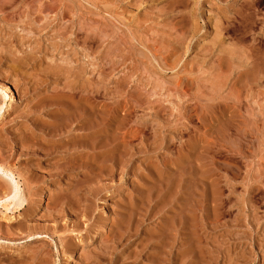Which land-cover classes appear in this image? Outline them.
<instances>
[{"label":"rangeland","instance_id":"1","mask_svg":"<svg viewBox=\"0 0 264 264\" xmlns=\"http://www.w3.org/2000/svg\"><path fill=\"white\" fill-rule=\"evenodd\" d=\"M62 87L93 166L39 153ZM0 104V264H264V0H0Z\"/></svg>","mask_w":264,"mask_h":264},{"label":"bare ground","instance_id":"2","mask_svg":"<svg viewBox=\"0 0 264 264\" xmlns=\"http://www.w3.org/2000/svg\"><path fill=\"white\" fill-rule=\"evenodd\" d=\"M40 16H41V14H39ZM40 16H38V17H40ZM45 16H46V14H45ZM35 19H36V17H34ZM33 18V19H34ZM22 19V18H21ZM25 20V19H24ZM23 20V21H24ZM21 21V20H20ZM22 21V22H23ZM38 21V20H37ZM18 22V21H17ZM7 23V22H6ZM19 23V22H18ZM31 23V22H30ZM15 24V23H14ZM26 24V23H25ZM20 25H22V24H20ZM28 25V24H27ZM29 26V25H28ZM33 26V25H32ZM32 28V27H31ZM93 37V36H92ZM31 47V46H30ZM34 48V47H33ZM32 56V55H31ZM33 58V57H32ZM23 59V58H22ZM21 61V60H20ZM19 63V62H18ZM64 63V62H63ZM22 64V63H21ZM60 65V64H59ZM52 69V68H51ZM46 70V69H45ZM48 71H49V69H47ZM52 70H54V72H55V69H52ZM60 70V69H59ZM58 70V71H59ZM44 71V70H43ZM48 71H46L47 73H48ZM58 71H56V72H58ZM54 72H51L50 74H52V75H58V73H54ZM64 72V71H63ZM65 75H67V74H65ZM75 76V75H74ZM58 77V76H57ZM65 77V76H64ZM67 77V76H66ZM59 78V77H58ZM74 78V77H73ZM56 79V78H55ZM42 80V79H41ZM68 80V79H67ZM57 81V80H56ZM40 82V81H39ZM67 82V81H66ZM26 83V82H25ZM32 83V82H31ZM68 84V83H67ZM30 85V84H29ZM59 85V84H58ZM27 86V85H26ZM34 86V85H33ZM64 86V85H63ZM70 86H71V84L70 85H66V83H65V86H64V88L66 89L67 87H69L70 88ZM74 86V85H73ZM31 87V86H30ZM72 87V86H71ZM78 87V86H77ZM40 88V87H39ZM51 88V87H50ZM54 89L56 88V87H53ZM52 88V89H53ZM64 88L62 87V89H59L60 91H63L64 90ZM72 88H74V87H72ZM71 88V89H72ZM35 89V88H34ZM51 89V90H52ZM95 89V88H94ZM58 89H55L54 91H57ZM68 90V89H67ZM73 90L74 89H72V90H70V91H72V95H73ZM28 91V89L26 90V92ZM60 91H58L57 93L56 92H52L53 94H49L48 96L49 97H47V96H40V100L38 99V97L39 96H37V99L35 98V100H34V102H35V105H33V106H35V108L36 109H40V107H41V105H42V102H46V104L47 105H49L50 107L51 106H54L55 108L54 109H52L51 111L50 110H47L48 112H47V118H49L48 119V125H49V127H48V132L46 133L45 131L43 132V134H46V135H51V138H47L46 139V141L48 142V143H50V144H52L53 146H51V145H49V147L51 148L50 150L49 149H45V151L46 152H41V151H39V153H41L43 156H58L60 159H58V161H63V160H69V163H70V165H71V162H74V161H76V162H74V163H72V164H75V163H77L78 164V162L79 161H81L80 159H82L83 157H84V155L86 156V154H85V152L87 153V152H89V157L88 158H90V163H91V165L90 166H93V165H95V164H97V161H99L98 159H99V157H101V155H102V153H101V151H100V148L102 147L101 145H100V142H101V140H102V136L104 135V134H106L105 132H106V130H103L101 127H99L98 126V124H97V120H96V116L94 117H92L93 118V120H92V118H91V120H92V122L91 123H87V120H89L90 119V117L92 116H90L89 118H88V116H86L84 113H82V112H80V111H75V109L73 110L72 108H70V106H69V103H67L68 101H69V99H71V97H69L68 96V94H66V90H64V94L63 93H60ZM69 91V90H68ZM26 92H24V93H26ZM74 92H75V90H74ZM69 93V92H68ZM71 93V92H70ZM75 94V93H74ZM41 95V94H40ZM68 97H67V96ZM6 98L7 96L6 95H4L3 96V98ZM25 97V96H24ZM41 97H47V98H42L41 99ZM67 98H69V99H67ZM73 99V98H72ZM5 100V99H4ZM33 100V99H32ZM37 100V101H36ZM5 103V102H4ZM73 103V102H72ZM46 104H44L43 103V105H42V108L44 109L45 107L44 106H47ZM1 105V104H0ZM31 105H32V103H31ZM73 105H74V103H73ZM3 106L4 105H1L0 106V114H2L1 113V111L3 110ZM72 107V106H71ZM41 108V109H42ZM48 108V107H47ZM77 108V107H76ZM30 109V108H29ZM25 112V111H24ZM91 112V111H90ZM26 113V112H25ZM93 113V115H94V113L95 112H92ZM97 115V114H96ZM45 121H47V120H45ZM73 121H76L77 122V131H73V128L71 127V123L73 122ZM41 122V121H40ZM42 125V124H41ZM35 126V125H34ZM46 127H47V125H46ZM26 134V133H25ZM31 137V136H30ZM50 137V136H49ZM104 137V136H103ZM15 138V137H14ZM32 138V137H31ZM23 139V138H22ZM29 139V138H28ZM16 140V139H15ZM128 140H129V138H128ZM30 141V140H29ZM4 142V141H3ZM26 142V141H25ZM24 142V143H25ZM27 142H28V140H27ZM31 142V141H30ZM29 142V143H30ZM27 144V143H26ZM32 144H34L33 142H32ZM32 144H30L31 146H32ZM23 144L20 142V145L18 146H15V148H17V150L18 149H22V148H24V147H27L28 148V146H25L24 145V147L22 146ZM43 145H44V143H43ZM45 146V145H44ZM34 147V146H33ZM43 147V146H42ZM46 147L47 148H49L48 146H47V144H46ZM125 147V146H124ZM13 148V147H12ZM35 148V147H34ZM33 148V149H34ZM45 148V147H44ZM43 149V148H42ZM127 149H128V147H127ZM35 150V149H34ZM30 151V149H29V152H31V154L33 153L34 154V152L35 151ZM111 150V149H110ZM113 150V149H112ZM22 151V150H21ZM20 151V152H21ZM25 151V150H24ZM38 151V150H37ZM42 151H44V149L42 150ZM128 151V150H127ZM25 153H27V152H25ZM36 153H38V152H36ZM38 153V154H39ZM111 153H114L113 151L111 152ZM110 153V154H111ZM123 153V152H122ZM130 153V152H129ZM27 154H29V153H27ZM6 157V156H5ZM112 157V156H111ZM123 157H124V155H123ZM105 158V157H104ZM68 160H67V162H68ZM77 160H78V162H77ZM57 161V162H58ZM86 161V160H85ZM2 162V161H1ZM56 162V163H57ZM64 162V161H63ZM88 162V161H87ZM86 162V163H87ZM108 162V161H107ZM118 162V161H117ZM83 163H84V161H83ZM90 163H88V164H90ZM121 163V162H120ZM4 164H5V162H4ZM53 164V163H52ZM127 164V163H126ZM84 165V164H83ZM97 166V165H96ZM100 166V165H99ZM118 166V165H117ZM65 167V166H64ZM73 167V166H72ZM103 167V166H102ZM108 167V166H107ZM76 168H78V167H76ZM89 168V167H88ZM97 168V167H96ZM109 168V167H108ZM118 168V167H117ZM37 169V168H36ZM56 170H55V175H62L67 169L69 170V168H68V166H67V168L65 167V168H61L60 167V169H59V166H58V168H57V165H56V168H55ZM73 169V168H72ZM103 169V168H102ZM112 169V168H111ZM111 169H109V170H111ZM74 170V169H73ZM101 170V169H100ZM99 170V171H100ZM105 170V169H104ZM35 171V170H34ZM91 171V170H90ZM107 171V170H106ZM112 171V170H111ZM1 172H3V173H5V174H9V175H14V171H13V168H11L10 167V165L8 166V164H7V166H3L1 163H0V173ZM31 172V171H30ZM33 172V171H32ZM31 172V173H32ZM54 172V171H53ZM35 173V172H34ZM34 173H33V175H34ZM78 173V172H77ZM99 173V172H98ZM112 173H114V172H112ZM16 174V173H15ZM18 176H19V178L21 177L19 174H17ZM104 175V174H103ZM52 176V175H51ZM109 177V176H108ZM33 178V177H32ZM47 178V177H46ZM89 178H91V177H89ZM101 178V177H100ZM27 180H28V178H26ZM24 180V179H23ZM31 181V180H30ZM27 182V181H26ZM33 183V182H32ZM66 184V183H65ZM26 185H27V183H26ZM10 186V189H9V192H8V194H6L5 195V197L6 198H10V199H14L15 197H17L20 193L23 195V193L22 192H24V191H22V189H20V185H19V182H14V185L11 187V185H9ZM98 187V186H97ZM100 187H101V185H100ZM107 187V186H106ZM34 188V187H33ZM74 188V187H73ZM78 188V187H77ZM80 188H82V187H80ZM7 189H8V187H7ZM30 189V188H29ZM27 190V189H26ZM77 190V189H76ZM3 191V190H2ZM8 191V190H7ZM20 191H22V192H20ZM33 191V190H32ZM4 192H5V190H4ZM3 192V193H4ZM1 193V192H0ZM26 193H27V191H26ZM76 193V192H75ZM25 194V193H24ZM72 194V193H71ZM80 194V193H79ZM82 194V193H81ZM94 194V193H93ZM1 195H3V194H1ZM27 195H28V193H27ZM58 195H60V194H58ZM84 195V194H83ZM85 196V195H84ZM5 197L3 196V199H5ZM24 197V196H23ZM18 198H19V196H18ZM22 198V197H21ZM58 198V197H57ZM9 199V200H10ZM24 199H26V197H24ZM24 199H18V200H20V202H18L19 203V205L21 206L23 203H24ZM2 200V199H1ZM13 201V200H12ZM26 202V201H25ZM18 203H17V206H18ZM58 204V203H57ZM85 205H87V204H85ZM23 206V205H22ZM21 206V207H22ZM61 206V205H60ZM4 207V206H3ZM84 207V206H83ZM89 207V206H88ZM5 209H7L8 208V206H5L4 207ZM19 208V207H18ZM85 208V207H84ZM57 209V208H56ZM55 209V210H56ZM62 211H64L63 209H62ZM66 212V211H65ZM63 213V212H62ZM67 213V212H66ZM85 213V212H84ZM58 215V214H57ZM90 215V214H89ZM54 216V215H53ZM60 216V215H59ZM56 217H58V216H56ZM55 217V218H56ZM90 218V217H89ZM54 219V218H53ZM76 223V222H75ZM74 223V224H75ZM100 223V222H99ZM114 227V226H113ZM117 227V226H116ZM93 228V227H92ZM121 233V232H120ZM119 233V234H120ZM125 234V233H124ZM122 236V235H121ZM120 236V237H121ZM117 238H118V236H117ZM115 240V239H114ZM68 246V245H67ZM70 246V245H69ZM68 249V248H67ZM69 250V249H68ZM99 261V260H98Z\"/></svg>","mask_w":264,"mask_h":264}]
</instances>
